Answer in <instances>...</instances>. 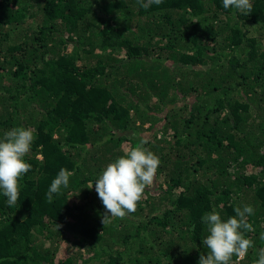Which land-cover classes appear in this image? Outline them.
<instances>
[{
	"label": "trees",
	"instance_id": "16d2710c",
	"mask_svg": "<svg viewBox=\"0 0 264 264\" xmlns=\"http://www.w3.org/2000/svg\"><path fill=\"white\" fill-rule=\"evenodd\" d=\"M251 3L244 15L223 0H0V138L35 135L16 205L0 190V264H198L202 217L245 205L253 247L230 264H254L264 48L250 31L264 37V0ZM142 140L160 160L153 184L103 225L95 180ZM61 168L73 175L49 203Z\"/></svg>",
	"mask_w": 264,
	"mask_h": 264
},
{
	"label": "clouds",
	"instance_id": "9594fccd",
	"mask_svg": "<svg viewBox=\"0 0 264 264\" xmlns=\"http://www.w3.org/2000/svg\"><path fill=\"white\" fill-rule=\"evenodd\" d=\"M163 0H137L140 7L148 9L160 5ZM224 9L233 8L237 12L248 15L252 12L251 0H223ZM195 22V21H194ZM35 139L30 128L13 127L0 138V190L7 197L9 207L16 205L19 198V179L31 170V165L24 161ZM108 137L105 138L107 140ZM147 141L127 150L125 155L109 163L95 180V191L102 202L105 212L102 216L103 225L112 218L123 219L126 215L135 213L137 204L143 197L145 188L153 184L155 174L160 164L159 158L144 147ZM73 173L61 168L52 180L46 198L52 202L54 195L61 188L69 186V178ZM93 183H90L91 189ZM71 198V197H70ZM235 215L222 219L216 211L205 214L202 222L206 225L207 235L201 243L207 250V255L201 254L198 264H230L233 256L243 259L253 241L245 238V233L254 232L248 217L255 214L251 205L236 207ZM62 227L56 224V228ZM264 241V232L259 236ZM254 264H264V248L258 253Z\"/></svg>",
	"mask_w": 264,
	"mask_h": 264
},
{
	"label": "rangeland",
	"instance_id": "374dc122",
	"mask_svg": "<svg viewBox=\"0 0 264 264\" xmlns=\"http://www.w3.org/2000/svg\"><path fill=\"white\" fill-rule=\"evenodd\" d=\"M251 37H256V39L260 38L259 40H257L258 45L264 48V37H261V31L258 30L257 27H252L251 31H250ZM146 127V126H144ZM48 244H46L45 246H47ZM44 246V247H45ZM49 246V245H48ZM60 254H58L59 256Z\"/></svg>",
	"mask_w": 264,
	"mask_h": 264
}]
</instances>
